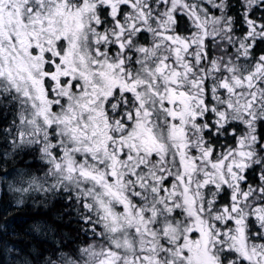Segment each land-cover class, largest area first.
Wrapping results in <instances>:
<instances>
[{
	"label": "snow or ice",
	"instance_id": "1",
	"mask_svg": "<svg viewBox=\"0 0 264 264\" xmlns=\"http://www.w3.org/2000/svg\"><path fill=\"white\" fill-rule=\"evenodd\" d=\"M4 198L7 264H264V0H0Z\"/></svg>",
	"mask_w": 264,
	"mask_h": 264
},
{
	"label": "trees",
	"instance_id": "2",
	"mask_svg": "<svg viewBox=\"0 0 264 264\" xmlns=\"http://www.w3.org/2000/svg\"><path fill=\"white\" fill-rule=\"evenodd\" d=\"M5 200L6 198L0 199V208L4 207ZM59 210L60 205H56L50 214L54 215ZM37 211L38 209L31 205L21 208H9V214L6 218V214L0 211V243L7 241L10 246L16 245L17 247L26 248L29 242H34L35 237L30 235V225L34 219L39 218L35 215ZM5 231L7 235H5ZM0 264H7V257L2 251H0Z\"/></svg>",
	"mask_w": 264,
	"mask_h": 264
}]
</instances>
